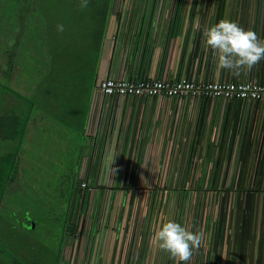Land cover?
Masks as SVG:
<instances>
[{"label":"built area","instance_id":"2783aa9c","mask_svg":"<svg viewBox=\"0 0 264 264\" xmlns=\"http://www.w3.org/2000/svg\"><path fill=\"white\" fill-rule=\"evenodd\" d=\"M225 18L264 40V0L109 1L69 264H177L169 220L202 236L188 264H264V59L216 68L203 31Z\"/></svg>","mask_w":264,"mask_h":264},{"label":"rangeland","instance_id":"374dc122","mask_svg":"<svg viewBox=\"0 0 264 264\" xmlns=\"http://www.w3.org/2000/svg\"><path fill=\"white\" fill-rule=\"evenodd\" d=\"M81 2L0 0V261L6 264H69L68 198L79 158L90 153L83 122L109 0H88L86 8Z\"/></svg>","mask_w":264,"mask_h":264},{"label":"clouds","instance_id":"9594fccd","mask_svg":"<svg viewBox=\"0 0 264 264\" xmlns=\"http://www.w3.org/2000/svg\"><path fill=\"white\" fill-rule=\"evenodd\" d=\"M87 5L88 0H82L81 7ZM57 30L63 31V25H58ZM203 37L204 44L213 51L217 69H227L238 75L241 70H250L264 59V40L228 18L205 27ZM155 239L159 249L167 252L177 264H188L193 251L199 249L202 242L199 232L193 233L173 220L157 228Z\"/></svg>","mask_w":264,"mask_h":264},{"label":"crops","instance_id":"0c3cea01","mask_svg":"<svg viewBox=\"0 0 264 264\" xmlns=\"http://www.w3.org/2000/svg\"><path fill=\"white\" fill-rule=\"evenodd\" d=\"M108 6H109V3H108ZM108 6H107V11H108ZM107 11H106V13H107ZM106 16H107V14H106ZM105 17V16H104ZM88 111H89V109L87 110V113H86V118L84 119L85 121L83 122L84 123V127H85V123H86V119H87V115H88ZM83 134H82V136L84 137V138H86V136L84 135V129H83V132H82ZM83 138V139H84ZM87 139V142L89 143V144H92V141H91V143H90V140H89V138H86ZM88 148H90V152H91V145L88 147ZM90 154V153H89ZM89 154H85L84 156L86 157L87 155H89ZM83 161H84V157L83 158H79V162H78V166H77V169H76V172H75V174H74V176H73V179H72V183H71V187H72V185H73V183H74V181H75V178H76V176L78 175V173H79V168H80V166L82 165V163H83ZM71 195H72V192H71V194H70V196H69V198H68V202H69V200H70V198H71ZM69 205V204H68ZM68 211V210H67ZM68 227V225L67 224H65V228H67ZM72 230L70 229V231H66V230H64V235H65V239H64V243H63V257L65 258V260L66 261H68V258H69V254L68 253H70V248L66 245V242H65V240H66V236H67V233H70ZM69 243V242H68ZM70 245V244H69ZM62 248V247H61ZM260 257H261V253H260ZM264 257V256H263ZM69 263V262H68ZM260 263H261V260H260Z\"/></svg>","mask_w":264,"mask_h":264},{"label":"trees","instance_id":"16d2710c","mask_svg":"<svg viewBox=\"0 0 264 264\" xmlns=\"http://www.w3.org/2000/svg\"><path fill=\"white\" fill-rule=\"evenodd\" d=\"M110 1V0H109ZM107 6H108V3H107V5H106V8H105V13H104V19H105V24H106V11H107ZM104 33V32H103ZM102 37H103V35H102ZM97 63V62H96ZM92 69L94 70V81H95V79H96V74H97V68L95 67L94 68V65H93V67H92ZM64 230H66V231H70V228L69 227H67V228H65L64 227ZM10 257H12V255H10ZM15 260H17L18 261V259L17 258H15ZM0 264H6V263H4L3 261H0ZM12 264H16V263H12Z\"/></svg>","mask_w":264,"mask_h":264},{"label":"flooded vegetation","instance_id":"af4514ba","mask_svg":"<svg viewBox=\"0 0 264 264\" xmlns=\"http://www.w3.org/2000/svg\"><path fill=\"white\" fill-rule=\"evenodd\" d=\"M73 190V189H72ZM72 192V191H71Z\"/></svg>","mask_w":264,"mask_h":264}]
</instances>
